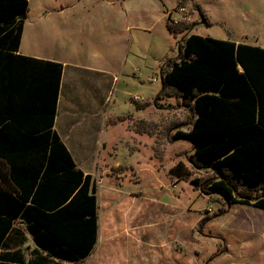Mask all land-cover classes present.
<instances>
[{
    "label": "rangeland",
    "instance_id": "374dc122",
    "mask_svg": "<svg viewBox=\"0 0 264 264\" xmlns=\"http://www.w3.org/2000/svg\"><path fill=\"white\" fill-rule=\"evenodd\" d=\"M28 1L31 12L21 45L23 54L59 59L93 74L95 80H113L109 94L94 95L85 91L90 81L72 73L66 79L62 107L73 105L82 111L91 101L99 100L101 105L106 101L100 109L101 118L108 115L101 140L111 147L115 139L129 138L131 131L139 137L137 132L146 128L143 148L135 149V144L125 149L112 147L121 164L130 163L139 170L150 167L137 173L140 189L132 182L129 192L154 193L145 186L159 182L166 201L176 202L180 196V205L205 210L203 222H196L195 237L190 233L179 239L180 264H264V211L254 206L264 197V189L251 191L231 184L238 200L245 202L227 205L219 196H200V189L189 179L204 183L216 178V172L192 166L188 180L168 186L167 167L180 157L191 165L188 157L193 144L174 136L178 131L187 133L194 121L192 104H184L182 96L162 82L168 61L178 60L182 40L192 27L191 35L264 48V0ZM154 149L162 152L163 166L152 158ZM129 178L136 180L131 174Z\"/></svg>",
    "mask_w": 264,
    "mask_h": 264
},
{
    "label": "trees",
    "instance_id": "16d2710c",
    "mask_svg": "<svg viewBox=\"0 0 264 264\" xmlns=\"http://www.w3.org/2000/svg\"><path fill=\"white\" fill-rule=\"evenodd\" d=\"M28 9V0H0V176L7 185L0 184V250L14 221L25 216L77 251L78 263L97 242V190L92 186L88 195L92 177L84 178L53 130L63 66L12 53L21 43ZM182 43L162 82L192 104L198 116L187 133L178 131L174 139L193 144L188 160L195 169L221 175L204 183L193 180L203 195L219 196L227 205L245 202L231 184L264 189V48L199 35ZM170 173L181 179L191 175L182 162ZM84 197L90 207L86 210L88 202H83L82 209L90 217L83 224L93 227V237L80 251L79 244L65 238L64 231L75 224L62 225L64 208L51 209ZM254 206L264 211V197Z\"/></svg>",
    "mask_w": 264,
    "mask_h": 264
},
{
    "label": "crops",
    "instance_id": "0c3cea01",
    "mask_svg": "<svg viewBox=\"0 0 264 264\" xmlns=\"http://www.w3.org/2000/svg\"><path fill=\"white\" fill-rule=\"evenodd\" d=\"M162 6L166 7V4L163 3ZM30 12L31 7L29 3L21 43L18 49L15 52L12 51V53L17 56L22 55L63 66L53 130L68 149L77 169L84 174V178L87 176L92 177L89 196L92 195V186L95 185L96 187L98 214L97 242L91 254L76 263L74 259L77 251L75 252V250L69 248L68 244L50 237L45 231L32 225V222L28 218L21 216L14 221L12 229L7 234L3 243L0 250V264H180L179 239L181 235L188 237L190 233L191 236L195 237L193 231L196 222H203L204 216L202 212L205 210L195 211L191 207H188L187 204L180 205V196H177L176 202L166 201L161 195L163 192V194L166 192L160 190L161 184L159 182H153L145 186V188H153L154 193L132 194L129 192L128 186L132 182L140 189L142 181L139 175L142 170H149L150 167L147 165L144 168V166L139 165L141 168H144L139 170V167L136 169L130 163L127 165L121 164L118 162V158L115 157L117 154L116 151L112 150V147L115 150L118 148L125 149L135 144L137 145L135 149L143 148L142 133L146 131V128H142L137 132L140 134L139 137L134 136V133L131 131L129 138L120 137L115 139L111 147L108 146L105 140H101V135L105 131L104 120L108 118V115L104 114L101 118L100 109L104 107L106 101L102 105L99 100L95 102L91 101L82 111V107H79V109L75 108L74 110L73 105L64 109L62 107V97L68 88L66 79L72 73H76L84 79L89 80L90 88L85 89V91L94 95L100 94L101 91L109 94L112 89L113 80L111 81L103 77L101 78L102 80H99V78L95 80L96 76L93 74H88V72H84L82 69L71 66V63H66L59 59H45L23 54L21 45ZM179 17L180 14L173 18L175 23L179 22ZM192 32L193 27L190 29L188 36H191ZM236 44L242 43L237 42ZM76 110L79 112H76ZM192 111L193 121H195L198 115L193 106ZM102 139H104L103 136ZM156 145L160 148L159 143ZM129 149L130 152H134L132 148ZM101 150L107 151V155L103 154ZM34 155L31 156L34 157ZM153 157L159 161L161 166L164 165L162 152L154 149ZM181 162L186 165L190 172L192 171V164L190 162L191 165H188L183 157L178 158L177 163L166 169L170 180L168 186L170 184H175L176 186L185 179L178 178L170 173L171 169ZM10 172L11 169L8 168V173ZM20 172L28 174L30 171L22 170ZM139 172L140 174H137ZM130 174L136 180H131L129 178ZM220 176L216 172V178ZM192 180L189 179V182L193 184ZM62 181L63 179H59V189L61 184H63ZM10 182L14 187H18L14 181L10 180ZM0 184L7 188L1 176ZM201 195H203L202 192L200 193ZM83 202H88V199L84 197V200L80 199L68 207L66 206L70 203V200L64 206H61L65 203L62 201L59 205L57 204L58 206L51 209V213H54L52 211H59L56 209L64 208L61 219L62 225L67 227L71 222L75 224L72 230L69 227V230L66 229L64 231L65 238L67 241L75 243V245L79 244L80 251L85 244H89V241L93 237V227L89 228L88 225L83 224L85 222L84 219H89L90 217L89 213L87 211L85 213L82 209ZM86 207H88L86 210H89V202L86 204ZM45 211L47 213L50 212L49 209ZM84 215H86V218H84ZM54 251L66 255L68 258L58 257L53 254Z\"/></svg>",
    "mask_w": 264,
    "mask_h": 264
},
{
    "label": "built area",
    "instance_id": "2783aa9c",
    "mask_svg": "<svg viewBox=\"0 0 264 264\" xmlns=\"http://www.w3.org/2000/svg\"><path fill=\"white\" fill-rule=\"evenodd\" d=\"M135 99H138V97H136Z\"/></svg>",
    "mask_w": 264,
    "mask_h": 264
}]
</instances>
